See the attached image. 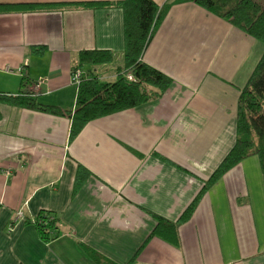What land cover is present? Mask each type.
<instances>
[{"label":"crops","instance_id":"crops-1","mask_svg":"<svg viewBox=\"0 0 264 264\" xmlns=\"http://www.w3.org/2000/svg\"><path fill=\"white\" fill-rule=\"evenodd\" d=\"M78 1L100 0L0 3ZM124 33L116 6L0 12V96L27 92L72 111L80 51L111 50L114 61L93 70L115 81ZM263 53L261 40L229 20L178 0L143 54L173 78L159 97L94 119L73 142L69 117L0 101V264H98L89 249L126 264L141 247L131 264H264L259 158L204 188L235 144L241 91ZM79 165L91 174L74 192ZM200 192L195 212L178 225L180 245L150 235L155 215L177 222ZM42 209L60 216L61 234L50 243L33 222Z\"/></svg>","mask_w":264,"mask_h":264},{"label":"trees","instance_id":"trees-1","mask_svg":"<svg viewBox=\"0 0 264 264\" xmlns=\"http://www.w3.org/2000/svg\"><path fill=\"white\" fill-rule=\"evenodd\" d=\"M200 6L214 12L223 19L229 20L244 32L264 43V2L261 0H192ZM178 0H169L160 6L155 0H117V1H78L56 3H0V12H12L54 7H120L124 13L125 24V52L124 65L120 68L115 81L101 80L95 75L94 67L114 61V53L108 49H91L80 51L78 62L72 66V71L83 70V77L78 87L76 107L70 111L52 104H42L31 95H1L0 101H7L12 105L30 107L67 116L71 119L69 142L84 129L85 125L94 119L115 114L138 105L149 102L150 99L165 93L173 82L160 69L143 61V54L153 39L158 26L168 12L169 7ZM35 53H43V48L35 47ZM77 66V67H76ZM76 67V69H74ZM133 75V80L127 74ZM246 86L241 91V99L237 112V134L234 146L222 160L219 167L212 172L204 188H209L231 168L239 165L242 160L257 156L264 172V53L257 66L251 73ZM75 179L76 192L90 176V171L79 165ZM203 192V191H202ZM200 192L190 203L182 216L173 222L155 215L157 224L151 236L158 235L173 245H180L178 225L187 221L195 212L200 201ZM60 216L49 209L42 211L34 219L39 238L46 243L55 240L60 234ZM150 236V237H151ZM142 248V247H141ZM140 249L126 264H131L137 258ZM89 253L98 264H119L89 249ZM22 264V263H21ZM25 264V263H23Z\"/></svg>","mask_w":264,"mask_h":264},{"label":"built area","instance_id":"built-area-1","mask_svg":"<svg viewBox=\"0 0 264 264\" xmlns=\"http://www.w3.org/2000/svg\"><path fill=\"white\" fill-rule=\"evenodd\" d=\"M83 77V70H80V69H76L72 72V76H71V79L73 82H76L77 84H80L81 83V79ZM127 77L131 80H133V75L131 73H128L127 74ZM22 213L19 214V218L22 217Z\"/></svg>","mask_w":264,"mask_h":264},{"label":"bare ground","instance_id":"bare-ground-1","mask_svg":"<svg viewBox=\"0 0 264 264\" xmlns=\"http://www.w3.org/2000/svg\"><path fill=\"white\" fill-rule=\"evenodd\" d=\"M77 67V66H76ZM76 67H74V69H76ZM84 73V72H83Z\"/></svg>","mask_w":264,"mask_h":264},{"label":"rangeland","instance_id":"rangeland-1","mask_svg":"<svg viewBox=\"0 0 264 264\" xmlns=\"http://www.w3.org/2000/svg\"><path fill=\"white\" fill-rule=\"evenodd\" d=\"M262 2H264V0H261Z\"/></svg>","mask_w":264,"mask_h":264}]
</instances>
